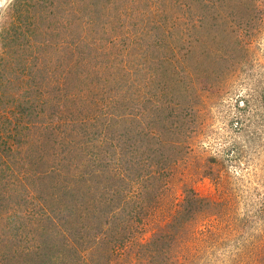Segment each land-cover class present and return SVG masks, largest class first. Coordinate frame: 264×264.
I'll return each mask as SVG.
<instances>
[{
    "label": "rangeland",
    "instance_id": "1",
    "mask_svg": "<svg viewBox=\"0 0 264 264\" xmlns=\"http://www.w3.org/2000/svg\"><path fill=\"white\" fill-rule=\"evenodd\" d=\"M0 264H264V0L0 7Z\"/></svg>",
    "mask_w": 264,
    "mask_h": 264
},
{
    "label": "bare ground",
    "instance_id": "2",
    "mask_svg": "<svg viewBox=\"0 0 264 264\" xmlns=\"http://www.w3.org/2000/svg\"><path fill=\"white\" fill-rule=\"evenodd\" d=\"M11 0H2V3H0V7L5 5L6 3L10 2Z\"/></svg>",
    "mask_w": 264,
    "mask_h": 264
},
{
    "label": "clouds",
    "instance_id": "3",
    "mask_svg": "<svg viewBox=\"0 0 264 264\" xmlns=\"http://www.w3.org/2000/svg\"><path fill=\"white\" fill-rule=\"evenodd\" d=\"M0 3H2V0H0Z\"/></svg>",
    "mask_w": 264,
    "mask_h": 264
}]
</instances>
